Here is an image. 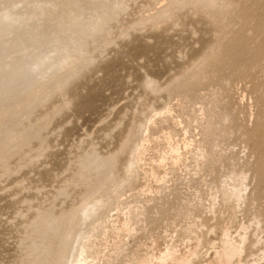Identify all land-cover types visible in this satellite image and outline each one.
I'll list each match as a JSON object with an SVG mask.
<instances>
[{
  "label": "rangeland",
  "instance_id": "rangeland-1",
  "mask_svg": "<svg viewBox=\"0 0 264 264\" xmlns=\"http://www.w3.org/2000/svg\"><path fill=\"white\" fill-rule=\"evenodd\" d=\"M246 232L264 264V0H0V264Z\"/></svg>",
  "mask_w": 264,
  "mask_h": 264
},
{
  "label": "bare ground",
  "instance_id": "bare-ground-1",
  "mask_svg": "<svg viewBox=\"0 0 264 264\" xmlns=\"http://www.w3.org/2000/svg\"><path fill=\"white\" fill-rule=\"evenodd\" d=\"M243 193L244 190L241 188H236L234 190V195L238 201L243 198ZM130 213L131 212H129V214ZM125 225L126 224L120 225L117 230L122 231L123 229H126ZM246 242L247 232L244 236L241 237L240 240L237 241L232 240L226 233L224 235V240L221 247L215 250L214 257L208 264H243V255L246 251ZM89 249L90 248L88 244L81 243L77 258L75 259V264L87 263L86 255ZM198 258V248H196L194 251H189L188 255H180L178 251L175 250V248H167L165 251L160 253L159 257L155 254H151L147 258L142 260L140 264H194V262L198 260Z\"/></svg>",
  "mask_w": 264,
  "mask_h": 264
}]
</instances>
